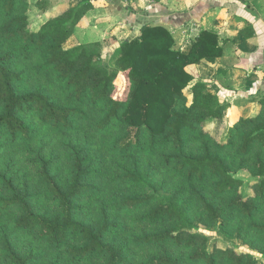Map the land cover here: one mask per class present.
Segmentation results:
<instances>
[{
    "label": "trees",
    "instance_id": "obj_1",
    "mask_svg": "<svg viewBox=\"0 0 264 264\" xmlns=\"http://www.w3.org/2000/svg\"><path fill=\"white\" fill-rule=\"evenodd\" d=\"M95 2L68 0L33 30L28 0H0V264H38L44 251L56 253L48 264H264V247L252 241L209 252L207 238L190 232L195 220L225 224L237 212L264 236L255 219L264 202V95L255 115L232 123L211 82L189 72L223 55L214 30L202 29L183 52L165 26L145 24L107 61L101 42L73 40ZM36 4L45 10L44 0ZM62 134L70 135L63 170L45 153L48 136ZM148 156L165 186L175 181L169 193L140 168ZM249 156L254 192L245 196L234 173ZM94 199L93 222L81 213ZM129 224L150 229L128 234ZM141 249L155 254L135 263Z\"/></svg>",
    "mask_w": 264,
    "mask_h": 264
},
{
    "label": "crops",
    "instance_id": "obj_2",
    "mask_svg": "<svg viewBox=\"0 0 264 264\" xmlns=\"http://www.w3.org/2000/svg\"><path fill=\"white\" fill-rule=\"evenodd\" d=\"M145 24L165 26L175 48L183 52L202 29L216 31L223 55L188 70L211 82L219 99L229 104L232 120L256 114L264 95V0H96L85 16L86 26L75 28L73 40L101 42L110 59L119 43L138 37ZM249 27L254 34L245 37L242 30Z\"/></svg>",
    "mask_w": 264,
    "mask_h": 264
},
{
    "label": "rangeland",
    "instance_id": "obj_3",
    "mask_svg": "<svg viewBox=\"0 0 264 264\" xmlns=\"http://www.w3.org/2000/svg\"><path fill=\"white\" fill-rule=\"evenodd\" d=\"M37 1L38 0H28L29 4L31 5L29 12H28L29 13V25H30V28L33 30H37L39 28L41 23H43L45 19L47 18L48 14L52 12L51 9H54V8L56 9V7L58 8L60 3L61 4L62 2L65 3L66 0H44V7H45L44 11L41 10L39 6L36 4ZM82 26L84 27L86 25H82ZM103 55H104V59L109 61L108 55H106V53L104 52H103ZM231 121L233 123L234 120L231 119ZM217 132H218V136L222 137L223 133H222L221 128H219ZM69 139H70V135H65V134L48 136L49 145L46 147L45 153H52L54 156L58 155L60 157L59 165L62 170L64 169L63 163L65 162V157H64L65 153H64V148L62 147L61 143L63 141H68ZM189 148L193 149L194 151H197L198 145L196 146V144L191 143V146H189ZM11 156H13L16 161H18V151L17 153H12ZM227 157L230 160H234L235 162L239 161V158L237 156H234L232 151L227 152ZM2 163L3 162L0 161V164ZM251 163H252V160L250 156L249 158L248 157L242 158V161L239 163H235V167L238 165L237 167L239 168L236 167L237 170L235 171L234 176L242 179L244 182L249 181L252 178V174L250 173V170H249V166L251 165ZM140 168L144 170H149V173H150L149 177L151 181L154 183L156 187L160 189L161 193L167 194L170 191H172V186L175 184V181L167 180L166 186L164 185L163 181L165 180H163L164 179L163 175L161 173H156L158 169L156 167V162L153 157L148 156V157L143 158V160L140 163ZM97 182L101 183V181H97ZM206 188H208L206 193L209 194V196H211L212 195L211 189L208 186H206ZM238 191L239 192L241 191L242 194L245 196L251 195L254 192L253 189L247 184V182L244 185H242V187H240ZM115 192L116 190L109 189L108 195H107V192L104 193L103 195L105 196V198H108L109 196H112ZM93 201H95V199L92 200V203H89L88 201L84 202V200L82 201V203L84 204H83V211L81 213V217L92 220L94 222V219L98 216V213L96 209V203ZM260 208H261L260 213L255 215V219L256 221L264 222V202L260 204ZM193 213L195 215L194 216L195 219H197L199 217L198 209L197 208L194 209ZM225 217L227 218V223L225 224L222 223V220H219L216 224H209L206 220L205 222L195 220L192 228L190 229V232H199L207 238L206 249L209 252L215 251L216 249L226 248L228 245H231V244L237 245L241 249H247L249 248L247 243L250 241L258 245V247L259 246L264 247V236L259 235L255 233L254 231L248 230L247 220L241 218L237 212H228ZM128 228H129L127 230L128 234L150 229V227L141 226L138 224H134L133 226L129 224ZM220 229H222L223 231H226L225 233H227V235L221 232ZM22 244L24 247H26L29 245V241L28 240L23 241ZM33 247H34V244H33ZM37 249L38 248L35 247L33 249V252H35ZM186 250L187 249H184V250L181 249V251H178V249H175V248L171 249V251L176 254L187 255ZM149 252L150 250L148 249L138 250V252L136 253L137 260L135 263H138V262L143 263L144 261L148 259L150 254L152 255L155 254V253H149ZM55 254L56 253H53L51 251H44L43 255L39 259H37L38 264H48L54 259ZM256 255L258 259H261V254H256ZM196 264H202V263H196ZM219 264H222V262Z\"/></svg>",
    "mask_w": 264,
    "mask_h": 264
}]
</instances>
